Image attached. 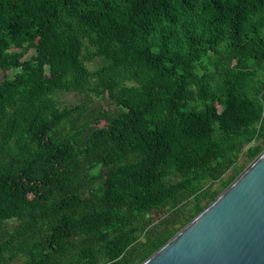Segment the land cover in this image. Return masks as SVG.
I'll use <instances>...</instances> for the list:
<instances>
[{"label":"trees","instance_id":"trees-1","mask_svg":"<svg viewBox=\"0 0 264 264\" xmlns=\"http://www.w3.org/2000/svg\"><path fill=\"white\" fill-rule=\"evenodd\" d=\"M0 69V264H139L264 149V0H0Z\"/></svg>","mask_w":264,"mask_h":264},{"label":"water","instance_id":"water-1","mask_svg":"<svg viewBox=\"0 0 264 264\" xmlns=\"http://www.w3.org/2000/svg\"><path fill=\"white\" fill-rule=\"evenodd\" d=\"M139 264H264V149Z\"/></svg>","mask_w":264,"mask_h":264},{"label":"rangeland","instance_id":"rangeland-1","mask_svg":"<svg viewBox=\"0 0 264 264\" xmlns=\"http://www.w3.org/2000/svg\"><path fill=\"white\" fill-rule=\"evenodd\" d=\"M29 54V53H28ZM26 54V56L28 55ZM89 66H93V63H88ZM12 75V72H5L0 69V81L5 77V75ZM58 100L61 102L62 105H71L76 104L82 101V96L80 94H77L73 91H66V92H60L57 94ZM15 264H21L20 261H17Z\"/></svg>","mask_w":264,"mask_h":264}]
</instances>
